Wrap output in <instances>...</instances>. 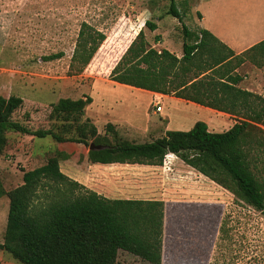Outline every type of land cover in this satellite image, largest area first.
<instances>
[{
    "label": "rangeland",
    "instance_id": "obj_1",
    "mask_svg": "<svg viewBox=\"0 0 264 264\" xmlns=\"http://www.w3.org/2000/svg\"><path fill=\"white\" fill-rule=\"evenodd\" d=\"M198 1L175 0L183 23L190 29L200 25ZM168 7L169 0H0V94L23 100L12 118L32 129H47L55 124L48 117L51 103L62 97L88 95L91 102L84 117H91L100 134H105V125L111 121L118 123L117 127L112 125L120 136L147 141L161 136L168 124L170 129L188 130L195 121H205L206 113L192 112L162 95L149 102L144 91L121 83L111 85V69L140 29L148 45L164 41L163 46L171 50L180 47L182 25L166 13ZM145 20L155 21L157 28L149 30ZM83 21L102 31L105 39L81 72L69 73ZM59 51L63 52L60 58L44 59ZM250 55L245 52L244 63L237 68L243 76L239 85L264 96V62L255 65ZM155 99L164 108L152 114ZM200 115L204 119H199ZM220 116L210 121L222 123ZM143 118L145 124L140 128L137 125ZM233 123L210 127L221 132ZM110 134L107 136L112 140ZM8 139L0 155V178L6 190L22 183L23 170L40 166L55 149L65 150L69 157L60 160L59 168L84 189L108 198L163 200L161 264H264V211L254 209L204 175L174 166L161 168L163 161L144 171L118 164L92 166L86 157L88 147L80 143H57L49 136L35 138L11 131ZM46 198L39 194L42 203ZM40 200L34 201L37 206ZM7 211L8 198L0 197V241ZM0 261L18 264L1 250ZM117 264L149 263L120 250Z\"/></svg>",
    "mask_w": 264,
    "mask_h": 264
},
{
    "label": "trees",
    "instance_id": "obj_2",
    "mask_svg": "<svg viewBox=\"0 0 264 264\" xmlns=\"http://www.w3.org/2000/svg\"><path fill=\"white\" fill-rule=\"evenodd\" d=\"M166 13L182 25V56L177 58L166 49L157 52L149 47L140 29L109 78L120 85L172 94L235 115L238 118L228 129L214 132L198 120L188 130L171 129L152 140L133 141L116 133L108 122L105 134H100L84 117L91 102L88 95L59 98L50 104L48 115L55 124L32 129L12 118L22 98L0 94V155L9 142V131L35 138L49 136L57 143L105 145L87 151L92 163L160 165L171 152L254 209L264 211V96L239 86L242 76L235 69L244 61L243 55L234 56L205 28H188L175 0H169ZM144 25L151 31L157 28L155 21L145 20ZM104 39L102 31L81 22L69 73L81 72ZM245 52H250L248 58L261 66L264 39ZM62 55L59 51L44 59ZM68 157L65 150L55 149L40 166L23 170L22 183L9 190L0 178V197L8 198L0 250L18 264H117L120 250L149 264H161L164 202L108 198L84 189L60 170V160ZM39 194L42 199L47 196L44 203ZM36 199L41 201L40 206L35 204Z\"/></svg>",
    "mask_w": 264,
    "mask_h": 264
},
{
    "label": "crops",
    "instance_id": "obj_3",
    "mask_svg": "<svg viewBox=\"0 0 264 264\" xmlns=\"http://www.w3.org/2000/svg\"><path fill=\"white\" fill-rule=\"evenodd\" d=\"M197 8H198L197 18L199 19L200 25L198 28H194L191 30H198L200 28H205L209 30L218 40H220L223 44H225L229 49L232 50L234 56L243 55L244 52L249 47L259 42L260 40L264 39V0H199L197 4ZM163 43L164 41H157L156 43H150L151 45H149V47L156 49L157 52H160L161 49H166L171 54H174L177 58H180L182 56V42L180 44V47L174 50H171L166 46H163ZM243 63L244 62H242L240 65H242ZM140 66L144 67V64L142 63ZM237 68L235 69L236 72L238 70ZM242 80H243V76H242ZM110 81H111V85L120 84L113 80ZM122 85H126V84H122ZM127 86L133 87V90L135 89V91L138 90L144 91L145 96L148 99H150L149 102H151V100L154 99L157 95H162L165 99H169L176 103H182L186 109H189L192 112L195 111L200 113H206L205 114L206 119L202 117L204 115H200L198 116V118L205 120L204 122L207 123L209 130L214 128V127L211 128L210 125L217 124V126L221 127L229 121L235 122L238 118L235 115L218 111L216 109H212L210 107H206L198 103H195L193 101H188L179 97H175L172 94H162L159 92L134 87L131 85H127ZM241 88L252 91V89H250L249 87H241ZM163 108L164 105L161 104L160 111H155L154 109H152L151 113L152 114L161 113ZM151 113H147V115L151 116L150 115ZM218 116L224 118V121H222V123H215L210 121L212 118ZM113 123L115 127H117L116 125L118 123L117 122H113ZM144 124L145 122L143 118V123L137 126L141 128L144 126ZM169 125L170 124L164 126L163 134L166 130H171ZM89 163H91L92 166L93 165L108 166V165L118 164L121 167H134L135 169H137L136 171H144L148 168L156 166L151 164H138V163L101 164V163H92L90 161ZM164 166H166L165 169L166 168L170 169L174 166L176 168H180L183 170L186 169L187 171H192L193 173H197L199 176L202 175L201 173H199L189 165L184 164V162L179 157H177L175 154L171 152L165 155L163 159V163L161 164V168H164ZM127 178H129V176H127L126 179Z\"/></svg>",
    "mask_w": 264,
    "mask_h": 264
},
{
    "label": "water",
    "instance_id": "obj_4",
    "mask_svg": "<svg viewBox=\"0 0 264 264\" xmlns=\"http://www.w3.org/2000/svg\"><path fill=\"white\" fill-rule=\"evenodd\" d=\"M106 147L105 145H101V144H94V142H90L89 146H88V150H93V149H102Z\"/></svg>",
    "mask_w": 264,
    "mask_h": 264
},
{
    "label": "built area",
    "instance_id": "obj_5",
    "mask_svg": "<svg viewBox=\"0 0 264 264\" xmlns=\"http://www.w3.org/2000/svg\"><path fill=\"white\" fill-rule=\"evenodd\" d=\"M153 103H154L153 104L154 105V110L155 111H160L161 110V104H160L161 102L159 100L155 99Z\"/></svg>",
    "mask_w": 264,
    "mask_h": 264
}]
</instances>
